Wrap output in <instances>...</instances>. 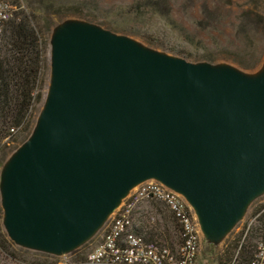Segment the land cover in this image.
I'll list each match as a JSON object with an SVG mask.
<instances>
[{
  "label": "water",
  "instance_id": "obj_1",
  "mask_svg": "<svg viewBox=\"0 0 264 264\" xmlns=\"http://www.w3.org/2000/svg\"><path fill=\"white\" fill-rule=\"evenodd\" d=\"M49 59L42 108L1 184L16 244L71 251L148 179L182 193L217 239L264 191V66L194 63L83 22L57 30Z\"/></svg>",
  "mask_w": 264,
  "mask_h": 264
},
{
  "label": "rangeland",
  "instance_id": "obj_2",
  "mask_svg": "<svg viewBox=\"0 0 264 264\" xmlns=\"http://www.w3.org/2000/svg\"><path fill=\"white\" fill-rule=\"evenodd\" d=\"M0 1L20 2V7L29 4L42 24L48 27V69L46 87L43 89V102L50 79V40L57 30L73 22L90 23L106 28L116 34L126 35L146 48L182 57L194 63L231 67L252 76L259 73L264 66V0ZM147 2H153V5H147ZM12 4L16 5L13 6L14 8H20L17 3ZM14 144L16 143L11 142L10 146ZM19 147L20 145L14 149L7 148L6 157L3 159L0 157V190L6 164ZM137 186L138 184L132 189ZM263 203L264 191L248 203L242 217L220 238H209L199 228L200 245L196 257L197 264H217V259L232 240L237 239L239 245L245 243L249 230L257 224L258 214L253 212ZM158 208L161 211L156 210L150 199L143 200L140 205L142 215L147 218V222L159 223L162 226L164 223L162 216L167 217L169 213L162 203ZM114 211L90 238L71 251L53 254L16 244L14 252L17 255L7 256L0 253V264H56L64 259L75 261L77 255H85L101 242ZM166 222L171 227L170 239L175 243L177 235L173 230L172 222L168 218ZM255 240L256 238H253L252 242ZM239 245L234 256L240 248Z\"/></svg>",
  "mask_w": 264,
  "mask_h": 264
},
{
  "label": "trees",
  "instance_id": "obj_3",
  "mask_svg": "<svg viewBox=\"0 0 264 264\" xmlns=\"http://www.w3.org/2000/svg\"><path fill=\"white\" fill-rule=\"evenodd\" d=\"M12 3L21 6L20 2L16 1L7 3L12 7V15L0 23V157L2 159L8 154L7 148L14 149L30 136L43 105V89L46 87L48 69V27L42 24L29 4L17 9ZM152 3L147 2V5L152 6ZM11 142L16 144L10 146ZM150 201L157 211H161L158 208L160 203L165 206L160 200L150 199ZM166 209L168 210L167 207ZM168 213L167 217L162 216L164 223L161 226L159 223L147 222V218L143 217L141 212L142 216L138 219L136 227L137 232L144 239L153 241L158 246L173 249L178 241L179 225L169 210ZM253 214H258L257 224L249 230L247 241L239 245L237 239L232 240L217 259V264H249L256 241L264 232V203L256 208ZM2 216L3 210L0 204V253L15 256L16 243L3 230ZM167 218L172 222L173 230L177 235L175 243L170 239L171 227L166 222ZM253 238H256L255 242H252ZM238 245L240 248L234 256ZM86 254L77 255L75 261L84 259Z\"/></svg>",
  "mask_w": 264,
  "mask_h": 264
},
{
  "label": "built area",
  "instance_id": "obj_4",
  "mask_svg": "<svg viewBox=\"0 0 264 264\" xmlns=\"http://www.w3.org/2000/svg\"><path fill=\"white\" fill-rule=\"evenodd\" d=\"M11 5L0 1V23L12 15ZM162 201L178 222V241L173 249L158 246L137 232L143 200ZM199 224L182 193L155 179L133 188L114 211L101 242L84 259H64L57 264H197ZM249 264H264V232L256 241Z\"/></svg>",
  "mask_w": 264,
  "mask_h": 264
},
{
  "label": "clouds",
  "instance_id": "obj_5",
  "mask_svg": "<svg viewBox=\"0 0 264 264\" xmlns=\"http://www.w3.org/2000/svg\"><path fill=\"white\" fill-rule=\"evenodd\" d=\"M200 228V227H199Z\"/></svg>",
  "mask_w": 264,
  "mask_h": 264
}]
</instances>
